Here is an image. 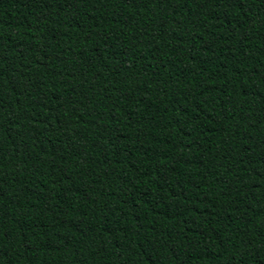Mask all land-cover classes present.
Segmentation results:
<instances>
[{
    "label": "trees",
    "instance_id": "16d2710c",
    "mask_svg": "<svg viewBox=\"0 0 264 264\" xmlns=\"http://www.w3.org/2000/svg\"><path fill=\"white\" fill-rule=\"evenodd\" d=\"M0 264H264V0H0Z\"/></svg>",
    "mask_w": 264,
    "mask_h": 264
}]
</instances>
